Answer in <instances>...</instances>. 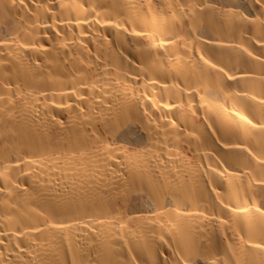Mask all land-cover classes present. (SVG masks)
<instances>
[{"label":"bare ground","instance_id":"6f19581e","mask_svg":"<svg viewBox=\"0 0 264 264\" xmlns=\"http://www.w3.org/2000/svg\"><path fill=\"white\" fill-rule=\"evenodd\" d=\"M0 264H264V0H0Z\"/></svg>","mask_w":264,"mask_h":264}]
</instances>
